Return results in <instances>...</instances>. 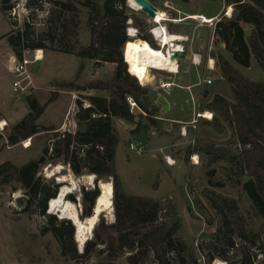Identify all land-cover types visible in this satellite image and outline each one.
<instances>
[{
    "label": "trees",
    "instance_id": "1",
    "mask_svg": "<svg viewBox=\"0 0 264 264\" xmlns=\"http://www.w3.org/2000/svg\"><path fill=\"white\" fill-rule=\"evenodd\" d=\"M43 2L52 6L44 34L52 45L58 40L55 51L75 56L78 60L93 61L96 66L102 63L113 65L114 69L107 82L91 81L85 86L74 85L75 81L62 83L68 90L105 91L108 94L107 98L84 97L89 108H83L80 101L76 102L74 122L77 129L73 134L65 133L60 139H54L51 148L48 140L45 141L41 154L22 166L8 161L0 165V187L23 192V199L19 201L21 213L34 210L42 216L45 223L41 226V235L50 234L57 243L60 255L75 263L86 264L93 256H105L108 264H112L125 256L127 264H147L148 257L151 264H212L216 259L224 264H264V230L261 233L247 231L245 219L235 201L206 195L211 208L220 218V227L198 248L199 253L204 254V261L200 263L187 255L186 245L176 237L180 219L170 201L162 204L130 196L121 187L114 168L118 140L111 119L132 123V135L155 131L158 126L156 118L159 109L150 105L148 92L137 84L132 69L127 72L121 52L128 41L125 29L129 21L138 32L137 39L158 50L147 25L133 13H127L125 0H106L102 9L93 0H85L82 6L86 10L89 42L77 48L64 39H57L52 31L64 16H69L74 27H78L80 11L75 6L77 1L27 0L26 6L29 10H37L42 8ZM225 3L232 7V14L230 18L224 17L216 23L212 43L213 46H223L230 61L219 51H210L208 56L215 61L222 80L234 90V102L228 105L222 97H214L205 109L213 114L212 119L204 124L218 134H222L224 125H227L232 132L236 151L217 148L204 140H200L202 145L198 150L205 157L208 186L223 187L221 183H211L214 171L209 169L218 163L229 164L238 178L237 184L264 227V81L253 82L237 68L248 69L254 60L264 76V0H225ZM12 9L14 3L11 0H0L1 12ZM26 28L18 31L17 35L7 37L18 61L22 60L25 50L46 48L42 42L31 41ZM82 70L83 65H80L78 76ZM78 76L75 80H78ZM56 97L54 93L47 103L40 104L35 98L27 96L28 112L8 129L7 144L16 146L24 140L53 131L52 127L38 125V120ZM126 97H131L137 103L146 114L145 118L129 114ZM216 107L220 109L221 119L214 116ZM93 115L96 117L92 118ZM135 119L138 121L135 122ZM192 148L186 149V155L191 156L197 151ZM58 159L69 166L75 177H95L92 189H80L81 220L92 215L95 199L99 195L97 182L107 180L112 185L114 223H97L92 231V239L85 243L82 254H78L73 241L71 223L57 220L54 215L46 213L47 203L56 197L57 186L46 184L38 174L44 165ZM244 178L246 180L242 181ZM66 200L75 201L71 194L66 196Z\"/></svg>",
    "mask_w": 264,
    "mask_h": 264
},
{
    "label": "rangeland",
    "instance_id": "2",
    "mask_svg": "<svg viewBox=\"0 0 264 264\" xmlns=\"http://www.w3.org/2000/svg\"><path fill=\"white\" fill-rule=\"evenodd\" d=\"M11 1L14 3V9L6 13L1 12L0 10V123H6L3 128H0V165L8 161L19 167L33 160L37 154L40 155L41 149L43 145H45V141L48 140L49 148H51L54 139H60L65 133H69V130L70 132L76 131L77 128H72V121L74 120V115L77 111V101H80L83 106V103L88 104L84 99L86 96L108 97V94L105 91L77 92L68 90L62 85V83L65 84L67 82L75 81L74 85L85 86L91 81L107 82L111 79L114 66L105 63L96 66L93 61L78 60L75 56L55 51L58 40L52 45L46 40L44 34L47 31V18L52 14V6L43 2L41 4V10H29L26 6L27 0ZM55 1L65 2L66 0ZM76 1L77 4L75 6L80 11L78 27H74L69 16H64V18H60L61 23L54 26V30L52 31L57 39H64L65 42H70L79 48L88 44L89 34L86 25V10L82 6V3L85 0ZM148 1L152 2L162 11L163 7L161 5L164 0ZM179 1L174 0L172 2L168 0V2H172L173 5L175 3L178 4L177 7L174 6L179 12L188 13L185 9L188 6L190 7V4L181 6L180 2L182 1ZM189 1L190 0H188L187 3H190ZM207 1L208 3H214L216 0ZM93 2L102 9L106 0H93ZM219 2L222 3L221 1ZM179 5L182 7L181 9ZM222 5L224 6V9L231 7L226 3H222ZM125 7L127 8L128 14L133 13L144 23V25H147V17L144 14L139 11L131 10L126 4ZM215 8L218 10L220 4H217ZM180 17L183 18V15H179L178 18ZM56 18L57 14L55 16V19ZM222 18H224L223 14ZM168 23L169 22H166L165 25L166 27H169L173 35L191 33L195 30V26L197 25L195 22L192 23L189 21L179 25H174L173 23L167 25ZM25 25H28L26 26L28 28H26ZM25 28L29 31L28 36L31 41L42 42L46 48L25 50L23 52L22 58L32 60L34 53L36 51H41L42 59L39 62L30 65L27 69L31 87L27 89L25 93L15 94L12 91L14 76L10 73V69L12 68L13 63L12 59H15L16 61H18V59L12 52L7 42V37L10 35H17L18 31ZM200 29L205 34V38L198 40L195 36L192 43H187V45H191L194 52L199 49L200 44L206 46L200 51L201 63L200 66H197L199 77L196 78L194 71L191 77V80L195 79L196 82L200 78L201 82L199 87L194 88L193 101L190 102L195 109V117L197 114L200 115L205 112L206 107L211 104L213 98L210 96L213 93H218L228 105L234 102L233 89L227 86V84H224L221 88L216 86V83L218 82L217 78L221 77L219 73L216 72V74H212L211 76L204 73L202 61L204 58H207L208 55L209 47H207V45L209 43L208 40L211 36V31L207 28H199V30ZM155 43L156 42L154 41V44ZM221 48L220 46H214L212 47V50L214 52L219 51L229 59L228 54L225 53L224 50H221ZM186 60H188V58H185V61ZM82 61H84L85 64H83ZM80 65L84 66L82 72L78 76L77 73ZM187 67L188 66L183 61H178V73L175 75L158 71L155 73L153 71H145L142 69L132 71H134V75L137 77V80L141 83L143 88L147 90L150 105L156 107L157 95L151 88L154 84L153 79L160 78L163 82L173 83L182 87L183 84L179 82L178 78L182 77L185 79L187 77ZM241 71L244 76L253 82L264 81V76L258 69L254 60L251 61V65L248 69H242ZM218 74L220 76H218ZM76 76L79 77L78 80H75ZM209 78H214L211 85L202 83V81ZM137 80L136 82L139 85ZM174 90L176 92L181 91L179 89ZM54 93L57 95L55 101L47 105L45 117L39 121L40 124L42 123L45 125L49 123L56 124V126H51L54 130L48 135L41 134L39 137L24 140L16 146H9L6 141V133L8 132V129L18 123L28 112L25 98L31 96L40 104H43L47 103L48 99L54 95ZM215 111L214 116L221 119L219 107H216ZM157 116H160V112L157 113ZM134 121L136 122L138 119H135ZM205 121L210 120H205L199 117L197 119L196 127L188 129L189 131H193L191 133L194 137H198L192 143L190 142L191 137L189 136L181 142L170 143L169 140L171 139L165 136L167 130L160 124L162 122L159 121L157 122L158 126L155 130V136L160 137V139L146 135L149 132L138 133L139 135L136 137L132 136L129 133L133 128L132 123L121 119H114L111 122L118 140L115 148L114 168L123 191L130 196L146 198L158 201L162 204L167 200L170 201L175 206L178 218L180 219V229L176 233V237L186 245L187 255L194 257L200 261V263L204 261V254L202 256L201 253H199L198 248L207 242L212 234L220 227V218L211 208L206 195L220 196L235 201L240 214L245 219L247 231L261 233L264 230L262 221L256 216L248 198L241 190V187L237 184L238 178L234 176L229 164L218 163L209 169L214 171L211 183H221L223 187L215 188L208 186L209 184L206 177V172L208 170H205V162L203 160L205 157L198 150L200 145H202L199 138L204 137L203 140L205 142L212 143L216 145L217 148L221 149L236 151V145L232 138V132L227 125H224V133L212 137L207 136L206 133L209 128L204 124ZM58 122L63 129L61 131H58L59 129H57ZM151 131L154 132V130ZM213 133L218 134L215 131H213ZM138 140H141L145 146V152L140 157L134 156L127 150V144L130 141L133 142ZM175 140H177V137H175ZM188 147L197 149L194 153L197 156V165L192 166L191 161L189 160L190 156L186 155V149ZM161 148H164V152ZM164 155H169V157L175 161V165L171 167L166 166L162 159ZM57 166H61L62 168L60 173L55 177H48L47 171H51ZM70 175L77 184V191L71 193L75 199L72 203L78 206L80 205L78 207V213L80 215V189L81 187H84V189L93 188V186L89 187L80 180L87 175L75 177L70 171L69 166L64 164L61 159H58L51 160L44 165L40 169L38 177L50 186H57L58 192L62 184L58 183L57 178ZM245 180L246 178L242 181ZM100 182L109 181L104 180ZM21 199H23L22 191L17 190L12 192L10 187H0V264H82L65 260L60 255L59 248L53 237L50 234L41 235L40 229L45 223V219L34 210H30L27 213H21L22 207L19 204ZM112 208V217L114 218L113 199ZM48 212L49 209L47 203L46 213L48 214ZM113 218L110 221L108 216L106 217L105 214H102L99 217L98 223L103 222L104 224H112L115 220V218ZM73 241L77 249L74 237ZM124 257L117 259L112 264H127ZM150 261L151 258L148 257L146 263L151 264ZM216 261L221 262L217 259L214 262ZM86 264H108V262L105 260V256H93Z\"/></svg>",
    "mask_w": 264,
    "mask_h": 264
},
{
    "label": "bare ground",
    "instance_id": "3",
    "mask_svg": "<svg viewBox=\"0 0 264 264\" xmlns=\"http://www.w3.org/2000/svg\"><path fill=\"white\" fill-rule=\"evenodd\" d=\"M134 11H139L136 4L133 0H128L127 4ZM229 15L232 13V8L229 7L228 10ZM163 13L161 11H157L155 15L154 22H160L162 20ZM204 19L203 17H189L190 20L196 19ZM205 21L208 19H204ZM182 20L175 21V23H181ZM162 26V25H161ZM155 36L159 40V44L163 46V50L166 48L168 50L174 49L176 51H181L182 47L177 41L180 40L178 35L168 34L165 30H157L155 31ZM185 51V47L183 48ZM123 60L124 63L128 65L129 70H145V71H153L162 70L164 72L175 74L178 73V68L175 62H170L164 52L160 49L156 50L151 48L145 41H141L139 39L129 40L123 46ZM38 59H42L41 51L36 53ZM131 70V71H132ZM134 73V71H132ZM163 72V73H164ZM205 120L212 119V114L210 112H203L200 114ZM5 122L0 123V128L5 126ZM1 130V129H0ZM193 161L197 162V157H194ZM62 170L61 166H57L53 168L51 171H47L48 177H55ZM90 184H86L87 186L91 185L94 182V176L87 177ZM58 183H61L60 189L58 191V196L53 199H50L48 202V209L52 214L59 212L64 220H69L72 225H74V234L76 244L84 247L85 243L89 241L92 237V231L95 225L98 223L99 217L102 214H105L106 217L111 219L112 217V199H113V189L110 182H101L100 183V196L96 201V205L94 208V213H92L91 217L87 219L81 220L79 218L78 213V205L73 204L72 202L66 200V196L77 191L76 181L73 180L72 176H60L57 178ZM114 219V218H113ZM109 221V222H110ZM213 264H224L222 262L216 261Z\"/></svg>",
    "mask_w": 264,
    "mask_h": 264
},
{
    "label": "crops",
    "instance_id": "4",
    "mask_svg": "<svg viewBox=\"0 0 264 264\" xmlns=\"http://www.w3.org/2000/svg\"><path fill=\"white\" fill-rule=\"evenodd\" d=\"M170 1L173 2L174 0H170ZM177 1H179V0H177ZM172 2L170 3V2H168V0H164L163 3H162V5H161L163 7L162 11L159 10V8H157L152 2H151V4L154 5V7L157 9V11H161L162 13L170 14L173 19H176V20L177 19H180V20H182L181 23H177V24L175 23L174 25H179V24H182V23H184L186 21H189V22H192V23L195 22V24H197L196 21L188 19L189 17H203L204 19H213V18L218 17V16L222 17V14L224 13V10H225V9L223 10V5L219 2V0H216L214 3H208L207 0H190L189 1L190 3H183V2H180L179 1L181 6L189 5L190 4V7L188 6L185 9V10L188 11V13H181L176 8L178 4L175 3L174 4L176 6L175 7ZM164 3H168L170 5V7L172 9H175L176 11H178V13L177 12L176 13L173 12L172 9L165 8ZM217 4H220V8L218 10H216V8H215ZM192 5H194V6H192ZM181 6H180V9L182 8ZM189 13H191V14H189ZM179 15H183V18H181V17L178 18ZM146 21H147V28H149L148 19H146ZM169 24L170 23H168L167 25H169ZM164 25H165V23H164ZM128 26H131V22L130 21L128 22ZM195 27H196L195 30L193 32H191V33L184 34V35L183 34H175V35H178V36H188L189 38H192L193 39L192 42L194 41L195 36L198 38V40L204 39L205 38V34L201 31V29L199 30V28H198L197 25ZM167 31H168V34H173L171 32V30L169 29V27H167ZM201 33H202V37L200 38ZM212 37H213V31H211V36H210V38L208 40V42H209L208 45H207V47H209L208 53L210 51H213L212 50V47H214V46H213V43H212V39H213ZM184 47H185L184 57H183V59H180L179 61H183L188 66L187 67V77L185 79L182 78V77L181 78L180 77L178 78L179 82H181L183 84V86L182 87H179L178 85H175L174 84V87L170 90V95L169 96H164L162 94L163 93L162 91L155 89V84H153V86H151V88L156 92V95H157L156 96V102H157L156 103V108H158L159 109V112H160V116H157L156 119L159 122H162L160 124L164 128H166L167 134L165 136L167 138L169 137L171 139V140H169L170 143L181 142V141H183V139H186L188 136L191 137V141L190 142L192 143L194 140H196L198 138V137L196 138V136L194 137V135L191 133L193 131H189L188 130V129H190V128L193 127V125L191 124V121L194 120V117H195V114H196L193 105H191V103H190L191 101H193V91H194V88L199 87L201 85L200 78L198 79L197 82L195 81V79L194 80L193 79L191 80L193 71H194V74H195L196 78L199 77V75H198L199 73H198V70H197V66H194L191 63V60L190 59H191V56L192 55H196V56H198L197 58H200L201 59L200 51L203 50V48L206 47V46H204L203 44H200L199 49L196 50L195 52L193 51V48L191 47V45H189V44L187 45V43L184 45ZM220 48H221V46H220ZM221 50H223V47L221 48ZM188 51H189V53H188ZM121 52H122V50H121ZM122 58H123V53H122ZM185 58H188V60L185 61ZM208 60H213V59L210 58L207 55V58H204V60L202 61V64H203V67H204V73L205 74H208L209 76H211L212 74L213 75L216 74V72L219 73L218 70L216 69V67H215V70L214 71H209L208 70V68H207V61ZM228 60L230 61V57H229ZM82 62H83V64H85L84 61H82ZM200 63H201V61H200ZM237 68L240 71L242 70V68H239V67H237ZM218 76H220V75L218 74ZM217 81H218L216 83V86L217 87H220L221 88L224 84H226L223 80L222 81H219L218 78H217ZM174 89H179L181 91H177L176 92ZM159 96L164 97L166 99L167 103H168V111L165 113L166 115L161 112L162 105L160 103H158V101H157V99H158ZM216 96L221 97L218 93H213L210 97L214 98ZM99 97H102V96H99ZM103 98H106V96H103ZM43 104H45V103H43ZM46 110H47V106H46V108L44 110V113H43V115L41 116L40 119H42V118L45 117ZM40 119L38 120V125H41V126H44V127L45 126L46 127H51L52 125L56 126V124H50V123L49 124H46V125L45 124H42V123L40 124L39 123ZM114 119H118V118H112L111 119V122ZM57 125H58L57 126V129H59L58 131L63 130L62 129V126H60L61 124L59 122L57 123ZM182 125H185V127H186V136L185 137H182L179 134L180 128H182ZM132 126H133V124H132ZM194 127H196V125ZM72 128H75V129L77 128L74 120L72 121ZM68 132L71 133V134H73L75 131L70 132V130H69ZM129 133L131 134V132H129ZM206 134L209 137L220 135V134L213 133V131L210 130V129H207V133ZM138 135L139 134H135V135H132V136H135L136 137ZM146 135H149V136H151L153 138H156V139H160V137H156L155 136V131L154 132L151 131V132H149ZM175 137H177V140H175ZM203 139H204V137H200L199 138V140H203ZM138 141H141V140H138ZM144 148H145V146H144ZM163 149L164 148H161L162 151H163ZM127 150H128V148H127ZM38 155L39 154H37L35 156V158H37ZM166 155H164V156H166ZM192 156H196V155L194 154ZM163 157H162V159H163ZM163 162H164V160H163Z\"/></svg>",
    "mask_w": 264,
    "mask_h": 264
},
{
    "label": "built area",
    "instance_id": "5",
    "mask_svg": "<svg viewBox=\"0 0 264 264\" xmlns=\"http://www.w3.org/2000/svg\"><path fill=\"white\" fill-rule=\"evenodd\" d=\"M222 3H225V0H219ZM221 3V4H222ZM165 8L167 9H172L170 7V5L168 3H164ZM225 12L223 13V17L226 18H230L231 14L229 15L228 10L229 8H225ZM223 10H224V6H223ZM173 12H177L175 9H172ZM222 17L218 16L215 17L213 19H208V20H204V19H196L194 21L197 22V26L198 28H207L210 29L211 31H213L215 25L217 22H219L221 20ZM148 19V18H147ZM155 19V18H154ZM149 20L148 19V33L150 34L153 42L155 41V45L157 46L158 49H160L161 51L164 52V55L166 56V58L169 60L170 58V53L169 51L172 50L170 48V50H168L167 48L165 50H163V46L159 44V40L158 38L155 36V31L161 29L162 31L165 30L167 33V27L164 25V23L169 22V23H173L175 24V21H178L180 19H173L171 17L170 14L167 13H163V17L162 20L160 22H154L155 20ZM162 25V26H161ZM125 35L129 40H134L137 39L138 37V32L135 28L128 26L125 29ZM180 40L177 41L178 44L181 45L182 49L181 51L184 53L185 51L183 50L184 45L186 43L192 42V38H189L188 36H179ZM213 38V37H212ZM38 51H36L34 53L33 59L32 60H28L26 58H22L21 61H16L15 59H12V68L10 69V72L13 74L14 76V81L12 83V91L15 94H22L25 93L27 89H29L31 87V82L29 80V76L27 74V69L30 65L39 62L40 59L37 58V53ZM198 56L196 55H192L191 56V63L194 66H198L200 65V58H197ZM124 61V60H123ZM170 61V60H169ZM178 68V63L175 62ZM125 64V63H124ZM126 65V70L128 72V65ZM207 68L209 71H214L215 70V61L214 60H208L207 61ZM164 72L162 70H153V72ZM167 73V72H166ZM170 74V73H169ZM177 74V73H175ZM173 74V75H175ZM154 78V77H153ZM219 80H222V77H218ZM214 81V78H209L207 80L202 81L203 84L206 85H211V83ZM153 82L155 84V89L162 91L164 96H169L170 95V90L174 87L173 83H169V82H163L160 78L158 79H153ZM139 85H141V83L138 81ZM143 87V86H142ZM125 101L128 105V112L131 116L137 117V116H141V117H146V114L139 108V106L137 105V103L131 98V97H126ZM90 105L87 103H83V108H89ZM96 116L93 115L92 118H95ZM200 117L199 114L196 115V117H194V120L191 121V124L194 126L197 123V119ZM202 118V117H201ZM211 120V119H210ZM180 136L185 137L186 136V127L185 125L182 126V128H180V132H179ZM128 151L133 154L136 157H140L144 154L145 152V148L144 145L141 141H133V142H129L127 145ZM194 157L196 156H190L189 160L191 161L192 165H197L198 163H195V161H193ZM164 163L168 166H174L175 165V161L173 159H171V157L169 156H164L163 158Z\"/></svg>",
    "mask_w": 264,
    "mask_h": 264
},
{
    "label": "water",
    "instance_id": "6",
    "mask_svg": "<svg viewBox=\"0 0 264 264\" xmlns=\"http://www.w3.org/2000/svg\"><path fill=\"white\" fill-rule=\"evenodd\" d=\"M133 2L136 4V6L138 8H141V9H139V12L144 14L149 20H153L155 18V15L157 13V9L148 0H133ZM125 4H126V6L128 8H130L127 5L128 4V0H125ZM130 9L133 10L132 8H130ZM201 37H202V33L200 35V38ZM221 47H223V46H221ZM122 50H123V47H122ZM169 53H170V58H169L170 62H177L178 63V61L180 59H183V57H184V53L182 51H176V50L172 49V50L169 51ZM157 101H158V103H160L162 105L161 112L163 114H165L168 111V103H167L166 99L164 97H162V96H159ZM87 177L88 176L82 177L80 180L83 181L86 184H90V182L88 181ZM100 183H101L100 181L97 182V188L98 189H100ZM91 184L94 187V182H92ZM90 186L91 185H89V187ZM56 196H58V192H57ZM99 196H100V190H99V195L95 199L92 213H94V208H95V205H96V201H97ZM48 214H52V213L49 211ZM55 216L59 220H64L62 215L59 212H57ZM67 221H69V220H67ZM72 226L74 227V225H72ZM73 237L75 239V234H73ZM77 250H78L79 254H82L83 247L80 246V245H77Z\"/></svg>",
    "mask_w": 264,
    "mask_h": 264
}]
</instances>
